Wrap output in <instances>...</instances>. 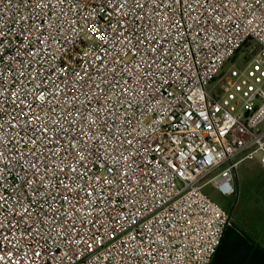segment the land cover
<instances>
[{"label":"built area","instance_id":"2783aa9c","mask_svg":"<svg viewBox=\"0 0 264 264\" xmlns=\"http://www.w3.org/2000/svg\"><path fill=\"white\" fill-rule=\"evenodd\" d=\"M0 29V264H213L205 190L264 167V0H0Z\"/></svg>","mask_w":264,"mask_h":264},{"label":"crops","instance_id":"0c3cea01","mask_svg":"<svg viewBox=\"0 0 264 264\" xmlns=\"http://www.w3.org/2000/svg\"><path fill=\"white\" fill-rule=\"evenodd\" d=\"M241 166V173L243 175L244 182L241 189L238 181V174L236 172L235 185L237 195L233 198L234 202H231L232 209L230 210L233 213L239 203L249 205V207L251 206L253 210L249 214L247 213V215H249L248 219L254 222H257L258 220L262 223L261 215L263 212L260 208L263 206L262 204L264 202V167L257 160L244 162L239 166V168ZM246 223H248V220ZM248 233L251 234L250 231H248ZM259 238L260 240L257 238L255 239L264 246V229H262V234Z\"/></svg>","mask_w":264,"mask_h":264},{"label":"trees","instance_id":"16d2710c","mask_svg":"<svg viewBox=\"0 0 264 264\" xmlns=\"http://www.w3.org/2000/svg\"><path fill=\"white\" fill-rule=\"evenodd\" d=\"M213 264H264V246L235 226L227 230Z\"/></svg>","mask_w":264,"mask_h":264},{"label":"rangeland","instance_id":"374dc122","mask_svg":"<svg viewBox=\"0 0 264 264\" xmlns=\"http://www.w3.org/2000/svg\"><path fill=\"white\" fill-rule=\"evenodd\" d=\"M243 60L244 58L242 55L238 56L234 61H232L231 63L227 65L224 72L227 73L231 67H240L243 64ZM208 89L216 90V89H219V87H218V84H214V85L209 86ZM241 169H242V166L237 169V174H238L239 185H240V188L242 189L244 178L241 173ZM205 192L212 200H214L216 203H218L223 208L228 209L229 211L230 209H232V203L234 202L233 198L221 197L211 187H208L205 190ZM262 205L263 206H261L260 208L261 211L263 212L261 215L262 223H260V221L258 220L257 222H254L248 219L249 215H247V213L249 214L253 210L251 206L249 207V205H243L239 203L232 213V222H231L230 228H234L236 226L244 231H247V232L250 231L254 238H257L260 240L259 236L262 234V229H264V223H263L264 222V202ZM245 220L246 221L248 220V223H246Z\"/></svg>","mask_w":264,"mask_h":264},{"label":"snow or ice","instance_id":"6c2138e0","mask_svg":"<svg viewBox=\"0 0 264 264\" xmlns=\"http://www.w3.org/2000/svg\"><path fill=\"white\" fill-rule=\"evenodd\" d=\"M41 3L43 4V0H41ZM177 3H182V0H177ZM44 6L46 7V5H44ZM3 35H5V34L3 33L2 29H0V36H3ZM40 43L43 44L44 41L41 40ZM0 47H3V45H0ZM81 81L82 82L79 84V87L85 91L86 95L89 94L87 91V87H86L88 82L86 80H84L83 77H81ZM121 91L126 92L127 89L124 88L123 85H121ZM40 99L43 100L44 97L41 96ZM94 111L95 110H89L86 118L91 117L93 115ZM100 118L103 119L102 115L100 116ZM88 123H89V125H91V124L95 123V121L92 119H88ZM44 131L48 132V129H44ZM89 140H92L96 143H99L101 147L105 148V151L107 150L106 145H107L108 141L100 142L98 140V137H89ZM71 144H72V148L75 150L76 156L79 160H86L88 158V155L97 151V149L92 147L89 144L88 140H84L82 136L74 138L73 141L71 142ZM0 155H3V153L0 152ZM29 167L33 170V173H32L33 176H36L40 180V184L42 186H44L45 188H47V185L45 184V182L43 180V176L40 173V170L37 167V165L36 164H30ZM70 171H75V169H70ZM23 183L25 184L26 187L30 188L34 183H36V181L33 180L32 177H27V178H24ZM65 188L67 189L68 185H65ZM37 195L42 197L43 193L37 191ZM89 195H91V194H89ZM62 198L66 201L68 200L67 196H64ZM0 199H4V198L0 197ZM41 208H42V205H41ZM23 214H30L29 208H25L23 210L22 215ZM45 219H46V213H45ZM40 223H44V220H41ZM32 227L34 228L35 225L33 224Z\"/></svg>","mask_w":264,"mask_h":264}]
</instances>
